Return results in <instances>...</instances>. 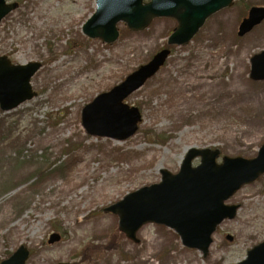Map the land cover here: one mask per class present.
Segmentation results:
<instances>
[{"label":"rangeland","instance_id":"374dc122","mask_svg":"<svg viewBox=\"0 0 264 264\" xmlns=\"http://www.w3.org/2000/svg\"><path fill=\"white\" fill-rule=\"evenodd\" d=\"M5 2L17 7L0 23V57L40 68L31 78L36 97L0 111V133H11L0 142V262L24 247L26 264H236L264 242V174L226 202L238 211L217 227L205 257L154 223L133 243L118 231L117 217L103 212L158 184L160 170L176 174L191 148L256 157L264 143V81L249 79V60L264 50V20L243 37L237 28L264 0H234L178 47L166 45L170 19L142 32L118 23L117 40L104 44L81 31L95 0ZM162 49L170 51L163 66L123 101L140 113L135 134L122 141L86 134L83 107ZM53 234L60 239L49 243Z\"/></svg>","mask_w":264,"mask_h":264},{"label":"water","instance_id":"95a60500","mask_svg":"<svg viewBox=\"0 0 264 264\" xmlns=\"http://www.w3.org/2000/svg\"><path fill=\"white\" fill-rule=\"evenodd\" d=\"M233 0H95V11L82 27L89 39L112 44L118 38L116 26L123 23L131 32L145 30L154 19H170L176 23L167 46L186 45L204 22L220 10L232 6ZM17 4L0 0V23ZM264 20V7H252L238 26L242 37ZM169 50L156 53L145 65L128 75L120 84L96 96L81 111V126L90 136L125 140L137 130L140 114L123 100L137 91L164 64ZM249 78L264 81V50L250 58ZM40 65H14L0 57V111L5 113L33 99L30 80ZM218 150L187 151L177 174L160 170V183L143 187L121 201L103 209L116 215L118 231L126 239L138 243L137 231L145 224L163 225L179 237L182 246L199 251L203 257L212 243L216 227L232 220L237 205H225L240 188L255 182L264 174V143L254 159L222 157ZM199 164L192 167V161ZM231 241L230 236H226ZM59 241L53 234L48 242ZM28 251L19 247L0 264H25ZM64 264V263H60ZM236 264H264V242L246 252Z\"/></svg>","mask_w":264,"mask_h":264},{"label":"trees","instance_id":"16d2710c","mask_svg":"<svg viewBox=\"0 0 264 264\" xmlns=\"http://www.w3.org/2000/svg\"><path fill=\"white\" fill-rule=\"evenodd\" d=\"M11 133H9L8 135H6V136H4L3 137V133H0V142L1 143H3V142H5L6 140H8L10 137H11V135H10ZM11 139V138H10ZM63 169V166L61 165V166H57V167H55V170H62Z\"/></svg>","mask_w":264,"mask_h":264},{"label":"bare ground","instance_id":"6f19581e","mask_svg":"<svg viewBox=\"0 0 264 264\" xmlns=\"http://www.w3.org/2000/svg\"><path fill=\"white\" fill-rule=\"evenodd\" d=\"M201 85H203V84H201ZM206 87L207 88H209L210 87V85H206ZM153 241V239H151L150 240V242H152ZM172 263V261L171 260H169L168 262H165V264H171Z\"/></svg>","mask_w":264,"mask_h":264}]
</instances>
